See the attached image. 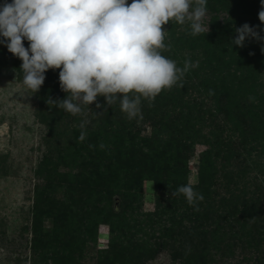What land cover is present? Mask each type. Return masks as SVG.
<instances>
[{"label": "trees", "instance_id": "16d2710c", "mask_svg": "<svg viewBox=\"0 0 264 264\" xmlns=\"http://www.w3.org/2000/svg\"><path fill=\"white\" fill-rule=\"evenodd\" d=\"M207 9L208 33L193 37L187 23L163 26L172 47L157 51L180 67L186 59L198 67L185 73L182 88L162 90L151 105L142 101L141 117L129 121L113 105L89 120L87 137L79 142L83 119L69 114L67 119L77 125L71 130V146L65 148L56 140L53 122H45V152L31 208V264H81L101 223L109 225L110 235L107 248L96 254L98 264H150L163 252L175 264H218L235 258L240 248L241 264H264V197L251 203L232 181L256 164L254 158L264 156V95L250 85L264 62L261 43L246 40L241 48L231 41L244 23L264 28L258 18L261 0H207ZM45 82L43 99L52 93L54 99L65 98L58 69L48 70ZM251 94L257 102H249ZM47 106L46 100L40 103ZM148 123L153 131L142 135ZM197 142L207 147L199 155L198 183L193 185L204 197L198 212L183 195H172L188 183ZM90 144L96 147L90 149ZM248 158L252 164L244 169L240 164ZM58 162L75 166L76 173H59ZM147 180L155 185L153 212L142 210Z\"/></svg>", "mask_w": 264, "mask_h": 264}, {"label": "clouds", "instance_id": "9594fccd", "mask_svg": "<svg viewBox=\"0 0 264 264\" xmlns=\"http://www.w3.org/2000/svg\"><path fill=\"white\" fill-rule=\"evenodd\" d=\"M207 13V0H191V6L190 0H132L130 5L128 0H4L0 4V44L22 61L23 84L33 94L43 86L48 70H59L60 89L66 95L63 99L48 97V106L86 116L85 109L91 111L93 103L103 108L95 115L118 104L132 121L141 117L142 101L151 105L162 90L182 88L185 73L198 67L190 59L180 67L157 51L172 47L163 26L170 21L187 23L188 34L195 37L208 33ZM258 18L264 24V0ZM262 32L264 28L257 30L244 23L235 28L232 44L242 48L246 40H256L264 54ZM209 94L214 92L209 90ZM101 96L104 105L98 102ZM248 99L257 102L255 96ZM88 123L85 118L79 125V142L87 137ZM105 147L99 144L101 150ZM172 195H183L197 212L204 199L192 183L179 186Z\"/></svg>", "mask_w": 264, "mask_h": 264}, {"label": "rangeland", "instance_id": "374dc122", "mask_svg": "<svg viewBox=\"0 0 264 264\" xmlns=\"http://www.w3.org/2000/svg\"><path fill=\"white\" fill-rule=\"evenodd\" d=\"M205 23L207 25V21ZM24 46L27 47V45ZM164 56L167 57V54ZM21 62L19 58L8 52L6 46L0 44V264L32 263L30 242L32 237L31 208L35 185L39 182L36 170L45 152L43 141L47 133L45 122H53L55 132L59 134L56 140L61 143L62 148L71 146V130L77 125L75 121L69 120L71 117L65 111L61 116L54 113L52 106L40 107V103L47 98L43 99L41 89L34 94L31 90L26 89L23 84V75L19 69ZM254 73V81L250 85L255 86L256 90L258 89L259 93L264 95V62L257 66ZM200 74L202 75V73ZM211 86H214V84H210L209 87ZM251 96L253 95L251 94ZM50 97L55 98L53 93ZM98 102L102 105L105 104L102 96L98 97ZM90 108L91 111L85 109L86 116L80 115L78 118H86L88 121L91 119L97 120L99 116L94 113L101 112L103 108L97 109L95 103L90 105ZM138 126L140 125L138 124ZM152 131L149 123L144 124L142 135L152 133ZM208 131L209 129L205 128L203 133L206 134ZM195 148L196 156L188 164L190 171L188 183L193 185L198 183L199 155L207 147L205 144L197 142ZM253 160L256 161V164L251 169H246V164H252V160L249 161L248 158L244 161L245 163L242 162L240 166L246 170L244 173L239 172L238 176L232 179L238 185L239 191L244 195L247 194L248 199L252 198L251 203L252 200L256 202L259 197H264L262 195L264 194V156ZM56 165L59 169L58 172L62 174L67 172L73 174L77 171L75 166L69 164L63 165L58 162ZM231 167L229 165L228 168L231 170L233 169ZM258 186L262 188H257ZM218 190L222 192L220 187ZM58 197L66 199L67 196L59 192ZM115 198L118 201V197ZM143 201L142 210L144 212L155 210V185L152 180H147L144 183ZM45 224L48 225L49 222L45 221ZM97 232L95 241L88 240L89 245L92 247L91 253L85 256L80 262L81 264H98L96 254L99 250L107 248L110 235L109 225L101 223ZM240 250L242 249L240 248L235 253V258L229 257L222 260L219 258L218 264H241ZM45 262L43 261L40 264H45ZM48 264H55V261L49 260ZM150 264L175 263L169 253L163 252ZM242 264H248V262L245 261Z\"/></svg>", "mask_w": 264, "mask_h": 264}]
</instances>
